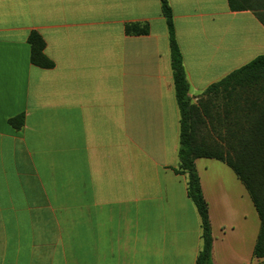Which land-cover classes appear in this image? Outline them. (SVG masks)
I'll return each instance as SVG.
<instances>
[{
  "label": "crops",
  "instance_id": "crops-1",
  "mask_svg": "<svg viewBox=\"0 0 264 264\" xmlns=\"http://www.w3.org/2000/svg\"><path fill=\"white\" fill-rule=\"evenodd\" d=\"M169 3L193 102L264 55L252 11ZM34 31L54 68L31 63ZM179 141L161 0H0V264H196L201 218L176 172ZM195 165L213 263L259 264L247 189L224 162Z\"/></svg>",
  "mask_w": 264,
  "mask_h": 264
},
{
  "label": "trees",
  "instance_id": "trees-1",
  "mask_svg": "<svg viewBox=\"0 0 264 264\" xmlns=\"http://www.w3.org/2000/svg\"><path fill=\"white\" fill-rule=\"evenodd\" d=\"M166 19L177 104L180 113L179 166L176 172L187 176L188 197L201 218L202 249L196 264H214L213 236L197 159H215L226 163L247 189L260 219V230L254 257L264 264V55L236 69L210 85L197 103L190 97V83L176 38L173 11L169 0H161ZM232 11H252L264 25V0H228ZM130 34H147V28L134 24L126 28ZM31 63L42 69L55 64L45 54L46 43L38 32L28 38ZM24 116L10 119L9 124L21 128ZM211 135H203V129ZM222 128V131L219 130Z\"/></svg>",
  "mask_w": 264,
  "mask_h": 264
},
{
  "label": "rangeland",
  "instance_id": "rangeland-1",
  "mask_svg": "<svg viewBox=\"0 0 264 264\" xmlns=\"http://www.w3.org/2000/svg\"><path fill=\"white\" fill-rule=\"evenodd\" d=\"M263 18H264V15H263ZM199 98H201V96H199L198 97V99L196 100V102H194V103H197L198 102V100H199ZM219 130H221L222 131V128H219ZM212 133L210 132V129H203V135H206V136H208V135H211Z\"/></svg>",
  "mask_w": 264,
  "mask_h": 264
}]
</instances>
